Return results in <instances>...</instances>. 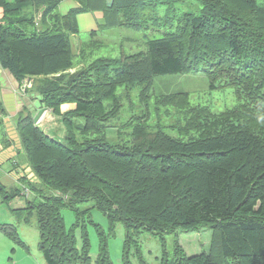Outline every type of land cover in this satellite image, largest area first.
I'll return each instance as SVG.
<instances>
[{"label": "trees", "instance_id": "obj_1", "mask_svg": "<svg viewBox=\"0 0 264 264\" xmlns=\"http://www.w3.org/2000/svg\"><path fill=\"white\" fill-rule=\"evenodd\" d=\"M61 1L0 0L1 65L16 80L33 77V89L66 130L57 142L33 118L18 122L21 150L43 185L32 207L46 263H91L86 226L80 246L76 229L83 214L77 206L92 201L109 226L106 231L92 221L98 234L95 264H114L108 241L118 223L127 230L125 264H132V247L139 261L149 264L136 239L142 232L161 238L175 234L173 255L165 249L157 264H264V0H197L198 12L184 0H77L78 6L65 14L59 10ZM40 10L41 23L36 24ZM96 11L103 17L92 39L83 43L88 57L103 45L94 38L98 30L162 28V35L148 39L145 51L100 56L71 72L76 54L70 36L80 31L78 15ZM202 66L213 88L234 89L237 105L216 112L191 104L188 93L162 94L156 101L185 115L184 122L173 125L177 136L162 125L149 132L144 124L135 126L129 144L90 137L105 136V123L118 110V87ZM67 102L75 107L62 112ZM20 182L29 184L25 194L30 188L38 191L26 176ZM1 190L6 198L22 194L21 189ZM63 208L76 213L71 228ZM205 225L212 228L209 250L187 255L177 230ZM0 229L16 237L14 227L0 224Z\"/></svg>", "mask_w": 264, "mask_h": 264}, {"label": "rangeland", "instance_id": "obj_2", "mask_svg": "<svg viewBox=\"0 0 264 264\" xmlns=\"http://www.w3.org/2000/svg\"><path fill=\"white\" fill-rule=\"evenodd\" d=\"M67 1L64 7L69 10V5H73L74 1ZM183 2L197 12L202 8L197 0H184ZM79 27V33L70 36L73 46L72 51L76 54L75 68H72L71 72L100 56L117 57L121 55V52L130 54L145 51L147 40L160 37L163 32L162 28L158 31L149 32L127 27L98 30L99 36L94 38L101 40L103 45L98 44L99 48L94 50L92 57H88L90 51L83 43L92 39V29ZM89 47L96 48L92 43L89 44ZM83 48L85 51H82L83 54H79V51ZM81 56L87 57L83 59ZM13 78L16 80L15 77ZM16 82L19 84L17 94H15V98L19 99L21 103L19 109H6L0 102V120H2L0 126V224L6 227H14L17 234L15 238H12L0 229V264H47L39 249L38 218L35 208L32 207L34 203L40 200L41 194L44 193L42 192L43 185L36 182L37 179L27 162L26 154L21 150L18 122L24 118L31 120L33 118L35 125L41 129L38 126L39 115L46 110L52 113V109L43 105V99L33 89V77L28 76L23 80H16ZM174 93H188L191 104L209 106L216 112L231 109L237 105L238 101L233 88L212 87L205 66L189 73L160 75L153 80L150 79L147 83L139 82L136 85L118 87L117 94L120 100L115 104V106H118L116 107L118 110L105 123V136L102 135V138H98L96 135H91L90 137L97 138V141L103 139L108 143L119 145L129 144L133 142L132 134L135 126L144 124L147 125L149 132L159 130L158 127L162 125L169 135L177 136L176 127L174 126L185 121L184 113L176 107L161 105L162 102L156 101L155 98L162 94L170 96ZM74 107V103L67 102L62 104L60 108L62 112H65ZM79 122L82 123V121ZM53 127L55 132H58L57 129L61 130L59 135L62 141L66 135L64 126L61 129V125L57 128L53 124ZM55 132L53 131L52 136L59 137ZM43 133L46 135L45 132ZM24 176L35 183L38 191H31L30 188L26 194L24 193L26 189L24 187L29 186L27 183L24 185L20 182V178ZM2 186L9 193L21 189L22 194L6 198L7 196L1 190ZM44 189L47 190L45 186ZM77 208L83 211L80 225L76 229L78 245L81 244V231L83 224H85L91 243L90 264H95L98 256V234L96 225L92 221L109 231L108 220L101 211L94 207L92 201L80 203ZM62 214L67 227L71 228L76 221L75 211L63 208ZM177 235L180 245L184 248L186 254L191 256L209 250L212 228L205 225L198 230L178 229ZM126 236V227L122 223H118L108 241L109 254L114 264H125L123 261V246ZM136 239L141 245L145 261L149 264H157L158 257L163 256L165 249L169 252V256L173 255L175 234H165L161 238L151 232H142ZM19 240H23L25 245L18 243ZM130 260L132 264H142L134 247L130 249Z\"/></svg>", "mask_w": 264, "mask_h": 264}, {"label": "crops", "instance_id": "obj_3", "mask_svg": "<svg viewBox=\"0 0 264 264\" xmlns=\"http://www.w3.org/2000/svg\"><path fill=\"white\" fill-rule=\"evenodd\" d=\"M10 2L14 0H8ZM74 1L73 5H69V8H74L78 6L77 0H71ZM67 0H62L59 5V10L62 14L67 13L69 10L67 7H64V5L67 3ZM94 13V14H93ZM93 13H83L78 15V23L79 26L85 28V29H92L95 30L98 27L99 20L103 17V13L100 11H96ZM3 14L4 9L0 7V23H2L3 20ZM42 19V10L39 11L35 15V22L41 23ZM38 24V23H36ZM80 28V27H79ZM19 87V84L16 82V80L13 78V75L8 69L3 68V66L0 63V102H2V105L7 109H19L21 106V103L19 99L17 100L15 97L17 94V89ZM16 99V100H15Z\"/></svg>", "mask_w": 264, "mask_h": 264}, {"label": "water", "instance_id": "obj_4", "mask_svg": "<svg viewBox=\"0 0 264 264\" xmlns=\"http://www.w3.org/2000/svg\"><path fill=\"white\" fill-rule=\"evenodd\" d=\"M38 123H39L38 126H40L41 130L45 132L48 137H50L54 141L61 142V137L59 135L61 130L57 129L58 132H55L54 127H53V124H55L57 128L59 127V125H61V129H62L63 124H62V120L60 117H57L50 111L46 110L39 118ZM53 131L59 137H53L52 136Z\"/></svg>", "mask_w": 264, "mask_h": 264}, {"label": "built area", "instance_id": "obj_5", "mask_svg": "<svg viewBox=\"0 0 264 264\" xmlns=\"http://www.w3.org/2000/svg\"><path fill=\"white\" fill-rule=\"evenodd\" d=\"M36 23H38V21Z\"/></svg>", "mask_w": 264, "mask_h": 264}, {"label": "bare ground", "instance_id": "obj_6", "mask_svg": "<svg viewBox=\"0 0 264 264\" xmlns=\"http://www.w3.org/2000/svg\"><path fill=\"white\" fill-rule=\"evenodd\" d=\"M212 183V182H211Z\"/></svg>", "mask_w": 264, "mask_h": 264}]
</instances>
